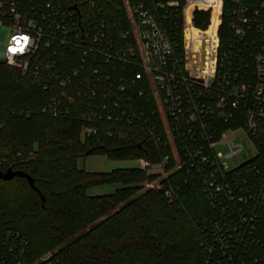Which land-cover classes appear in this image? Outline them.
Instances as JSON below:
<instances>
[{
    "label": "built area",
    "instance_id": "obj_1",
    "mask_svg": "<svg viewBox=\"0 0 264 264\" xmlns=\"http://www.w3.org/2000/svg\"><path fill=\"white\" fill-rule=\"evenodd\" d=\"M0 28V62L50 95L45 114L75 118L97 143L135 133L151 155L168 151L139 169L158 177L146 189L183 174L209 204L198 264H264V0H0ZM242 136L255 153L235 166ZM55 255L33 260L0 223V264Z\"/></svg>",
    "mask_w": 264,
    "mask_h": 264
},
{
    "label": "trees",
    "instance_id": "obj_2",
    "mask_svg": "<svg viewBox=\"0 0 264 264\" xmlns=\"http://www.w3.org/2000/svg\"><path fill=\"white\" fill-rule=\"evenodd\" d=\"M91 1L65 0L68 6ZM208 18L197 13L196 27L205 29ZM49 101L30 78L0 62V171H22L34 186L24 178L0 180V223L29 241L32 259L56 252L61 264H198L196 223L210 206L198 189L185 184V175L171 176L156 190L145 185L158 177L139 168L89 173L77 167L90 155L146 158L156 165L168 151L158 148L151 155V147L135 133L123 140L103 134L97 143L83 136L75 118L45 114ZM98 187L118 188L88 195ZM169 189L175 199H169Z\"/></svg>",
    "mask_w": 264,
    "mask_h": 264
},
{
    "label": "rangeland",
    "instance_id": "obj_3",
    "mask_svg": "<svg viewBox=\"0 0 264 264\" xmlns=\"http://www.w3.org/2000/svg\"><path fill=\"white\" fill-rule=\"evenodd\" d=\"M11 32L7 28H0V47L5 46L8 42ZM239 141L245 145L247 152H244L240 157L235 159L232 164L238 165L241 162L250 159L254 153V148L250 145L248 140L243 136L239 138ZM9 159L3 158L1 163L7 164ZM79 170H83L89 173H112L116 170H127L139 168L138 160L127 159V160H115L111 159L105 155H90L81 159L77 163ZM118 187L111 188H94L89 190L88 195L90 196H100L114 193Z\"/></svg>",
    "mask_w": 264,
    "mask_h": 264
},
{
    "label": "water",
    "instance_id": "obj_4",
    "mask_svg": "<svg viewBox=\"0 0 264 264\" xmlns=\"http://www.w3.org/2000/svg\"><path fill=\"white\" fill-rule=\"evenodd\" d=\"M74 9H76L77 7L74 6L73 7ZM14 178H24V179H27L29 184L33 186V181L32 179L24 172L22 171H14L12 169H8L6 171H0V180L2 181H11L13 180Z\"/></svg>",
    "mask_w": 264,
    "mask_h": 264
}]
</instances>
